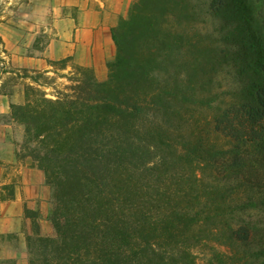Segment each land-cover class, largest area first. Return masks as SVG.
I'll list each match as a JSON object with an SVG mask.
<instances>
[{
  "label": "trees",
  "instance_id": "obj_1",
  "mask_svg": "<svg viewBox=\"0 0 264 264\" xmlns=\"http://www.w3.org/2000/svg\"><path fill=\"white\" fill-rule=\"evenodd\" d=\"M200 5L134 0L111 30L117 53L107 80L92 73L57 99L42 95L11 105L26 126L24 148L52 189L57 235L36 238L31 264H201L191 245L172 256L156 254L169 255V242L180 249L188 239L201 241L209 224L206 236L219 237L240 254L238 264H247L241 247L252 244L260 228L240 216L256 203L241 187L264 189V0H212L229 28L219 55L239 82L213 118L214 131L228 144L195 138L179 146L169 129L175 120L182 130L188 106L200 101L201 42L178 33L172 21L195 17ZM156 112L163 123L154 122ZM174 155L190 172L175 193L159 184ZM205 169L222 173L224 182L207 183ZM252 253L264 256V241Z\"/></svg>",
  "mask_w": 264,
  "mask_h": 264
},
{
  "label": "rangeland",
  "instance_id": "obj_2",
  "mask_svg": "<svg viewBox=\"0 0 264 264\" xmlns=\"http://www.w3.org/2000/svg\"><path fill=\"white\" fill-rule=\"evenodd\" d=\"M199 1L193 0V3L200 5ZM211 2L201 0L195 17L189 13L188 18L175 17L172 21L178 33L183 31L189 38L201 42L200 101L188 106L182 130L177 129L175 120L170 122L172 141L179 146L195 138L218 145L228 144L226 138L214 131L213 118L234 98L239 82L230 65L221 61L219 53L225 43L222 37L227 35L229 28L225 25V17L212 8ZM80 3L79 0H6L0 8V264H31V245L36 238L57 235L52 222V189L45 173L24 148L26 126L13 117L11 105L26 104L28 98L35 100L42 95L57 99L62 92L71 91L70 87L77 80L92 73L99 81H105L109 74L108 62L117 53L112 28L107 32L103 28H94V32L79 29L76 18ZM91 4L98 9L96 0H91ZM190 9L191 6L188 12ZM77 54L83 60L93 59L94 65L81 64ZM174 56V64L182 66L178 55ZM63 59L66 61H59ZM50 60L58 62L51 64ZM186 60L184 58V63ZM80 67L89 70H80ZM176 70L177 66L171 68L170 78H174ZM192 79V75L189 76V80ZM163 118L156 112L154 122L163 123ZM168 166L171 169L164 174V183L159 184L175 193L181 176H188L190 172L188 165L175 155ZM205 170L207 183L213 179L224 182L222 173ZM141 177L147 182L145 178L149 176L146 173ZM241 191L246 199L252 196L256 203L247 205V211L240 216L245 224L260 228L252 244L241 249L248 253L247 264H264V256L252 253L264 241V189L249 184L243 185ZM141 193L146 197L150 195L145 189ZM211 227L212 224L204 227L206 231L201 241L188 239L181 243L180 249L176 243L169 242L164 245L170 254L158 251L156 255L172 256L191 245L201 264H238L240 254L218 241L219 237L206 236ZM221 253L228 257L220 258ZM175 259L182 260L181 257Z\"/></svg>",
  "mask_w": 264,
  "mask_h": 264
},
{
  "label": "crops",
  "instance_id": "obj_3",
  "mask_svg": "<svg viewBox=\"0 0 264 264\" xmlns=\"http://www.w3.org/2000/svg\"><path fill=\"white\" fill-rule=\"evenodd\" d=\"M79 1L81 3L76 23L79 29L92 32L94 28H103L105 32L110 31L121 17L128 15L133 3V0H96L99 3L96 9L91 4V0ZM89 44L91 46V42ZM77 59L81 64L94 65L93 59L83 60L80 54H77Z\"/></svg>",
  "mask_w": 264,
  "mask_h": 264
}]
</instances>
